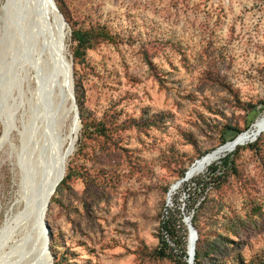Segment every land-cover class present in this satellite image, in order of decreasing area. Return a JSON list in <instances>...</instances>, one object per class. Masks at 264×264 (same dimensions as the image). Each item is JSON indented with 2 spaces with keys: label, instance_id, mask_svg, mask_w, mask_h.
<instances>
[{
  "label": "rangeland",
  "instance_id": "rangeland-1",
  "mask_svg": "<svg viewBox=\"0 0 264 264\" xmlns=\"http://www.w3.org/2000/svg\"><path fill=\"white\" fill-rule=\"evenodd\" d=\"M24 1L0 0V264H185L164 222L184 239L195 215L202 264H264V133L204 196L189 192L209 168L169 198L264 115V0H55L64 41ZM59 173L45 232L32 204Z\"/></svg>",
  "mask_w": 264,
  "mask_h": 264
},
{
  "label": "bare ground",
  "instance_id": "bare-ground-1",
  "mask_svg": "<svg viewBox=\"0 0 264 264\" xmlns=\"http://www.w3.org/2000/svg\"><path fill=\"white\" fill-rule=\"evenodd\" d=\"M8 1H11V0H8ZM29 4L32 2V0H28ZM26 3V0L24 1V4ZM39 3V5H38ZM38 6L44 10V7H45V3L44 1L42 0H38V2L35 4V5H31L30 7V11L33 12V16H38L37 14V8ZM48 11V10H47ZM41 12V11H40ZM43 13V11H42ZM41 13V14H42ZM49 14H51V12H49ZM51 16L53 17V14H51ZM38 18V17H37ZM56 21V20H55ZM60 21L59 19L56 21V25L59 24ZM54 27V26H53ZM55 29V28H54ZM58 29V28H57ZM55 32L57 34V30L55 29ZM53 33V32H52ZM46 34V33H45ZM55 34V35H56ZM49 37V36H48ZM51 37V36H50ZM57 37V35H56ZM61 37V36H60ZM49 39V38H48ZM60 39V38H59ZM58 40V39H57ZM59 42V41H58ZM54 46V45H53ZM57 46V45H56ZM55 47V46H54ZM56 48V47H55ZM60 46L58 47L57 46V49L60 51ZM59 53V52H58ZM60 55V54H59ZM65 55V54H64ZM61 62V61H60ZM61 65V64H60ZM62 77H63V85H61L62 87L61 88H64V90L66 89L67 91H70V86L68 85V83H66L67 85L65 86V81L67 82L68 79H70V76H68V74H66L65 72V69L62 68ZM69 77V78H68ZM65 78V79H64ZM67 98L66 99H69L70 95H68L67 93ZM65 99V101H66ZM71 111H74L72 110L71 108ZM79 122L76 123L72 130H71V134L73 136L72 140H71V146H73L75 144V139H76V135L79 133ZM264 133V115H262L261 117H259L254 123L253 125L246 131L242 132L238 137H236L234 140L232 141H229L227 142L225 145L213 150L212 152L206 154L205 156H203L202 158L198 159L191 167L190 169L188 170L187 174L185 175V177L183 178L184 181L181 183V185L185 182H188L192 179H194L196 176H199L200 174L204 173L211 165H213L214 163L222 160L223 158H225L228 154L230 153H233L234 151L237 150L238 147L240 146H243V145H246L247 143H250V142H254L256 140H258V138ZM62 174L59 173L58 176L56 177V179L54 180L52 186L50 187L49 191L47 192L46 195L43 196V202H42V199H41V194L38 195V197H36L37 199L35 200L33 208L34 210L38 213V224L37 226H41L40 225V220H41V217L43 215V211L45 210V206L47 205L48 203V206H49V196H53L54 194L53 193V189L55 188V186L58 187V185L61 183L62 181ZM182 180V179H181ZM60 181V182H59ZM180 181V180H179ZM178 181V182H179ZM59 182L58 185H56L57 183ZM177 184V182L175 184H173V186H175ZM180 185V186H181ZM56 187V189H57ZM176 187V186H175ZM179 188V187H178ZM177 187L174 189L173 191V194L174 192L178 189ZM172 194V195H173ZM42 203V204H41ZM41 207V208H40ZM30 213V212H29ZM47 215V214H46ZM37 216V215H36ZM189 245H190V248H192L193 246V239L190 240L189 242ZM44 256L46 253V245L44 247ZM50 261V257L46 256Z\"/></svg>",
  "mask_w": 264,
  "mask_h": 264
},
{
  "label": "trees",
  "instance_id": "trees-1",
  "mask_svg": "<svg viewBox=\"0 0 264 264\" xmlns=\"http://www.w3.org/2000/svg\"><path fill=\"white\" fill-rule=\"evenodd\" d=\"M57 6H58V9L63 14V16H64V18H65V20L67 22L68 19H67L66 14L64 13L62 8L58 4H57ZM73 34L75 36V40L78 42L80 47L85 48L86 46H88V44L90 42L89 33H83L81 31H73ZM242 132H244V131H239L238 135H240ZM238 135L235 134V135H233L230 138H224L222 145L226 144L228 141L234 140ZM230 161H231L230 160V156H228L227 158L222 159L219 164L217 163V164L211 165L209 167V169H208V172H207L208 173V178L211 181H209L203 187L201 185L203 181H199L196 186L191 187L190 192H189V198L190 199L192 198V194H194V196L198 197V198H200L202 195L204 196V193L209 188L210 184L215 183L218 180L223 179L224 177H226L228 169L230 167ZM69 175L67 174L65 176V178L63 179V181L61 182L60 185H62L66 181V179L69 178ZM207 201H208V196L202 202L201 206H205ZM197 222H198V217L195 215V217L192 219V224L195 227V229L198 231V233L200 234L199 239H198V241L196 243L195 264H202L201 261H200V259L202 257V254H203V247L201 245L202 234H201V231H200V229L198 227V223ZM169 223H170V221H165L164 222V228H165L167 234L169 235L170 240L180 249V251L182 253V259L183 258L185 259V264H189L188 263L189 255H188V252H187L188 251L187 247H188L189 234H188V232L186 230V235L184 236V239L183 238H179L178 235L175 233V230L172 229V227L170 226ZM161 242H162V246H163L164 249L170 247L168 241L165 238H162ZM161 251H162V253H164L163 249Z\"/></svg>",
  "mask_w": 264,
  "mask_h": 264
},
{
  "label": "water",
  "instance_id": "water-1",
  "mask_svg": "<svg viewBox=\"0 0 264 264\" xmlns=\"http://www.w3.org/2000/svg\"><path fill=\"white\" fill-rule=\"evenodd\" d=\"M42 1H44V3H45L44 11L47 9L48 10V11L46 10L47 13L48 12H51V14H53L54 20H56V21L58 19L60 20V21H58L59 22L58 25H59L60 33L62 34V41H64V37H65L64 30L68 26V23L66 22L63 14L58 9V6L56 4V1L55 0H42ZM63 69H65L66 74H68V76H70V79H68L67 82L65 81V86L67 85L66 83H68V85L71 87L70 88V91H67L65 89L64 92H63V94H64V98L66 99L67 98L66 96H67V93H68V95H70L69 98L72 100V106H73L72 107V110H74V112H75V114H74V125H75L76 123L79 122L80 117H79L78 106L76 104V99H75V95H74V82H73V77H72V67H71L70 64L67 63L66 59L63 61ZM73 150H74V147H73L72 150H69L66 153L65 158H68V156L73 152ZM62 170H63V173H64L65 172V167L64 166L61 168V171ZM183 181H184V179L180 180L175 186L178 188ZM59 182L56 185H58ZM175 186H172V188H171V190L169 192V198L172 197L173 191L176 188ZM56 187L57 186H55V188L53 189V193L52 194L55 193ZM47 191H49V190H47ZM43 194H42V196H43ZM51 197L49 196V202H50ZM41 199H42V202H43V197ZM47 211H48V203L45 206V210L43 211V215L41 217V220L39 221L40 222V225L43 226L45 232H47V230H48L47 220H46V213H47ZM192 219H193L192 217H188V218H186V221H185L186 224H187V226H188V230H189L188 251H187L188 252V255H189V259H188V263L189 264H195L196 243H197V241L199 239V233L195 229V227L193 226ZM191 239H193V246H192V248H190V245H189V242H190ZM46 253L47 254L49 253V244H48V241L46 243Z\"/></svg>",
  "mask_w": 264,
  "mask_h": 264
}]
</instances>
